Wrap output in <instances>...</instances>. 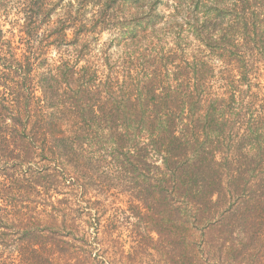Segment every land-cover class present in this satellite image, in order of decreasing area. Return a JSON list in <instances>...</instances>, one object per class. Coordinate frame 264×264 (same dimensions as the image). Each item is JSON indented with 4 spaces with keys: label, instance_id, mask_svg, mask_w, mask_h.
<instances>
[{
    "label": "trees",
    "instance_id": "trees-1",
    "mask_svg": "<svg viewBox=\"0 0 264 264\" xmlns=\"http://www.w3.org/2000/svg\"><path fill=\"white\" fill-rule=\"evenodd\" d=\"M161 2L0 0V264H264V0Z\"/></svg>",
    "mask_w": 264,
    "mask_h": 264
},
{
    "label": "rangeland",
    "instance_id": "rangeland-1",
    "mask_svg": "<svg viewBox=\"0 0 264 264\" xmlns=\"http://www.w3.org/2000/svg\"><path fill=\"white\" fill-rule=\"evenodd\" d=\"M67 1V0H66ZM175 3V4H174ZM176 3L178 4L177 0H162V2L160 3V5L158 6L159 9L165 10L166 6H173L176 5ZM87 12V16L89 17V15L91 14V9H86ZM8 19L6 18H1V25H2V29L5 31L6 29L10 28V24L7 21ZM110 37V33H108L107 31H105L101 36H100V41L103 42L105 40H107ZM217 70V69H216ZM262 81V80H261ZM260 81V83H261ZM219 82V81H218ZM213 83V89H217L219 87L220 82L218 83ZM259 90L261 93H264V80L262 81L261 85H259ZM257 88L254 87V89L252 90V92L256 93L257 91H259ZM261 93L257 94V100H260L262 98ZM123 238H125V231L123 232Z\"/></svg>",
    "mask_w": 264,
    "mask_h": 264
}]
</instances>
